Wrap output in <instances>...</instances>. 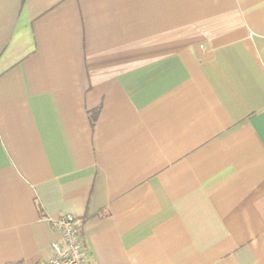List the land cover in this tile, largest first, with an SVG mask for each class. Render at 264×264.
I'll list each match as a JSON object with an SVG mask.
<instances>
[{
  "label": "crops",
  "instance_id": "1",
  "mask_svg": "<svg viewBox=\"0 0 264 264\" xmlns=\"http://www.w3.org/2000/svg\"><path fill=\"white\" fill-rule=\"evenodd\" d=\"M44 214L87 264H264V0H0V264Z\"/></svg>",
  "mask_w": 264,
  "mask_h": 264
},
{
  "label": "built area",
  "instance_id": "2",
  "mask_svg": "<svg viewBox=\"0 0 264 264\" xmlns=\"http://www.w3.org/2000/svg\"><path fill=\"white\" fill-rule=\"evenodd\" d=\"M59 235L49 245L41 264H87V255L80 239L82 222L72 214L42 215ZM95 264V263H94Z\"/></svg>",
  "mask_w": 264,
  "mask_h": 264
}]
</instances>
